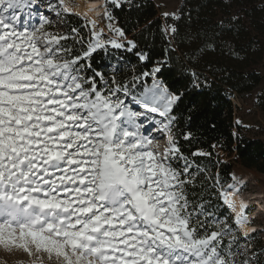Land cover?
Here are the masks:
<instances>
[{
	"label": "snow or ice",
	"instance_id": "obj_1",
	"mask_svg": "<svg viewBox=\"0 0 264 264\" xmlns=\"http://www.w3.org/2000/svg\"><path fill=\"white\" fill-rule=\"evenodd\" d=\"M32 7L30 0H0V246L29 255L34 247L63 264H235L231 244L222 247L231 230L208 219L213 214L193 206L185 191L195 174L169 115L180 97L154 82L133 96L145 112L131 111L129 86L113 79L101 88L95 77L82 76L81 57L61 43L69 37L42 31L49 23L43 16L38 27L19 26L17 12ZM105 16L113 19L107 5ZM92 35L85 57L105 43ZM128 44V51L136 47ZM160 71L156 66L142 76ZM149 123L167 139L163 152L152 147L159 138ZM177 158L182 171L172 165ZM220 195L234 211L229 193ZM236 222L246 221L238 214ZM213 225L219 230L210 231Z\"/></svg>",
	"mask_w": 264,
	"mask_h": 264
},
{
	"label": "trees",
	"instance_id": "obj_2",
	"mask_svg": "<svg viewBox=\"0 0 264 264\" xmlns=\"http://www.w3.org/2000/svg\"><path fill=\"white\" fill-rule=\"evenodd\" d=\"M107 11L124 32L119 36L124 47L93 51L85 67L88 76L98 85L100 73L110 83L114 79L141 90L151 89L157 81L180 97L169 115L175 118L172 133L180 153L195 174L194 184L185 186L188 199L211 212L208 219L234 227L220 195L232 181L234 164L264 176V141L246 136L234 123L232 103L234 93L248 94L261 81L264 0H181L170 24L175 33L165 29L152 0H121L120 7L107 3ZM64 18L70 23L69 35L75 28L85 38L80 18L72 14ZM129 41L136 45L131 51ZM138 54L146 58L141 60ZM156 66L161 71L155 77L142 76ZM257 107L264 112V94L257 97ZM196 152L206 155H193ZM172 165L182 171L184 161L177 158ZM211 230L219 229L213 225ZM225 242L224 236L222 247L227 250ZM253 252V264H264L257 246Z\"/></svg>",
	"mask_w": 264,
	"mask_h": 264
},
{
	"label": "rangeland",
	"instance_id": "obj_3",
	"mask_svg": "<svg viewBox=\"0 0 264 264\" xmlns=\"http://www.w3.org/2000/svg\"><path fill=\"white\" fill-rule=\"evenodd\" d=\"M87 1L89 2L91 12L94 15L93 19L85 17L81 12L75 9L73 4L64 0H30L33 7L18 11L17 15L20 17V27H23L25 24H27L29 29L38 27L41 16H43L49 23L45 25V28L42 31L68 36L69 39L61 41V43L67 45L71 49V56L81 57L79 61L80 74L86 78H92L91 76H88V73L86 72L85 67H87L89 56L85 57L84 53L88 51L90 43L95 42L92 35L93 31L99 33V38L105 42L103 47L96 48V50L106 51L107 49L112 48L111 44L107 43V41L116 40L118 43H121L122 41L119 39V36L115 31H110L109 29V24H111L113 28H118L115 21L113 19L110 21L105 16V5L111 3L110 0ZM152 1L157 9L158 16L162 19L165 25V29L170 32V24L172 23V20L178 16L181 0ZM64 6L70 11L66 13L64 11ZM166 13L168 14L167 16H165ZM64 14H72L81 19L85 38L80 35L77 30L76 32L72 31L73 35L68 34L67 29L70 26V23L64 18ZM89 21L95 22L94 29ZM40 43L42 47L43 40H41ZM83 62L85 64H83ZM261 65V81L259 84L248 94L239 95L234 93L232 103L235 107L234 123L242 127V131L246 136L250 138H259L264 141V112L257 107V97L264 94V56ZM97 77L99 81V85L97 84L98 87L103 88V81L108 82V80L105 77L101 80L99 75H97ZM112 81L111 83L108 82L109 86L112 85ZM154 82L158 83L157 81H153L150 85H153ZM141 89H138L136 85L134 87L132 86L131 89H129L130 95L125 99L128 108L137 113H141V109L145 110L141 105L133 101V96L139 98L145 93V90ZM105 91L107 90L105 89ZM121 97L124 98L122 94ZM155 114L159 116L158 113ZM137 119L138 121L144 120V117L141 116ZM154 120L159 121L157 118H154ZM147 127L153 129L152 135L159 138L154 141L152 147L157 151L163 152L167 147V139L160 132L155 130L153 124L149 123L147 124ZM141 131L144 132V129L142 128ZM232 181H234L235 184L239 181H244L239 194L242 198L250 201V206L247 212L249 215L255 212L256 217L250 219L248 215H244L241 219L245 220V223L248 225L256 226V231L244 238V235L239 231L236 221L231 214L234 227H231L230 224H226L222 220L224 227L226 226L231 230L230 234L225 236L227 243L225 242L224 246L228 249V245L231 244L230 250L235 253L232 257L235 264H245V262H247V264H253L254 246L258 247L262 260L264 261V176L254 170L243 168L239 163H235L232 171ZM224 189L225 187H222L220 193ZM259 206H262L261 211H258ZM237 231L240 236L236 233ZM242 239H245V241H242ZM0 264H63V262L57 261L54 255L50 259L47 253L36 252L34 247L32 248L31 255H29V253L22 249L11 248L6 250L3 246H0Z\"/></svg>",
	"mask_w": 264,
	"mask_h": 264
},
{
	"label": "bare ground",
	"instance_id": "obj_4",
	"mask_svg": "<svg viewBox=\"0 0 264 264\" xmlns=\"http://www.w3.org/2000/svg\"><path fill=\"white\" fill-rule=\"evenodd\" d=\"M68 3L73 4V6L75 7L76 10H78L79 12H81L85 17H88L90 19H93L94 15L91 12L90 9V4L87 0H64ZM143 110V109H142ZM145 111V110H144ZM149 114H154L155 113H149ZM160 117V116H159ZM244 184V181H239L237 184H235L234 181L228 183L225 186V189L222 190V192H228L229 193V199L232 201V203L235 205V210L233 211L232 209H230L227 206V209L230 211V213L233 215L235 221H237V216L238 214L240 215V217L244 216V215H248L250 219L255 218L256 213H251L250 215L248 214V208L250 206V201H248L245 198H242L241 195L239 194L241 191V188ZM233 186L232 189L229 188V186ZM258 206V205H257ZM261 207L259 206L258 211H261ZM237 224V222H236ZM238 229L239 231L244 235L247 236L249 234H252L253 232L256 231V226L253 225H248L247 223H243L242 226L238 225Z\"/></svg>",
	"mask_w": 264,
	"mask_h": 264
}]
</instances>
